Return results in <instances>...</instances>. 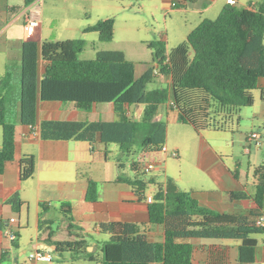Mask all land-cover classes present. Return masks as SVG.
Returning <instances> with one entry per match:
<instances>
[{
  "label": "trees",
  "instance_id": "16d2710c",
  "mask_svg": "<svg viewBox=\"0 0 264 264\" xmlns=\"http://www.w3.org/2000/svg\"><path fill=\"white\" fill-rule=\"evenodd\" d=\"M36 1L25 0V7ZM89 33H97L100 42H111L115 21L106 19L87 26L84 34ZM187 41L193 57L184 70H181L184 56L178 53L169 58L165 41L148 44L153 62L161 66V74L173 78L171 89L154 90H149V85L154 82L155 68L137 78L135 64L127 60L122 51H98L94 59L83 60L80 58L86 48L83 39L45 41L41 48L35 41L26 42L18 75L9 66L0 77L3 136L0 175L16 157L17 119L21 125L37 131L39 97L45 102L74 104L85 111L96 104L113 103L117 115L114 122L44 121L39 127L40 138L44 141L87 142L92 146L98 139L105 145L115 144L123 156L134 157L130 166L136 172L141 171L135 160L139 152L155 151L158 156L160 148L166 145L167 124L158 120L157 114L171 101L183 124L203 132L225 129L224 123L215 118V106L222 111L234 112L251 108L255 105L254 92L257 90L264 100V89L259 88V81L264 78V0L259 6L226 5L215 20L204 19L190 32ZM168 58L170 65H164ZM41 60L45 73L40 80ZM133 106H144L139 121L128 115ZM19 164L21 181L31 180L36 173V157L24 155ZM119 165L123 168L121 160ZM118 182L130 185L140 198H145L148 189L154 187L149 218L151 224L164 227L165 240L163 243L149 242L132 223L100 224L99 232L110 237L103 248V264H193V245L185 242L192 239L240 241V262H255L258 237L264 235V223H258L259 219H264L262 214L243 217L203 208L193 193L180 190L172 179L159 183L143 173L135 178L120 177ZM230 196L233 200L248 197L245 192H232ZM87 201H98V185L92 180L89 181ZM255 202L258 209L263 210L264 164L259 171ZM6 205L20 213L26 203L19 193H15ZM40 207V229L49 232L51 222L43 219L46 207L44 204ZM68 221L70 230L73 219L69 216ZM7 229V223L0 220V242L8 237ZM54 234L49 232L46 243L56 247L58 257L69 252L77 256L89 255L93 260L88 241L80 237L73 241H53ZM12 242L14 247L18 246L16 240ZM0 264H3V258H0Z\"/></svg>",
  "mask_w": 264,
  "mask_h": 264
},
{
  "label": "crops",
  "instance_id": "0c3cea01",
  "mask_svg": "<svg viewBox=\"0 0 264 264\" xmlns=\"http://www.w3.org/2000/svg\"><path fill=\"white\" fill-rule=\"evenodd\" d=\"M198 1L200 0H193L191 4H197ZM39 2L38 0L33 5L25 7V0H0V77L6 73L9 66H12L18 75L22 48L26 42L35 41L41 48L45 41H65L46 36L42 11L41 26L37 34L31 39L27 37L25 29L27 15L33 10L32 6L39 5ZM207 10L208 8H204L201 12ZM149 51L151 61L144 62V65L138 64L125 54L127 60L135 64L137 78L158 65L153 62L152 50ZM167 55L170 58L168 51ZM44 73L45 68L41 60L40 80ZM163 77L161 73L155 75L150 87L158 81V88L171 89L172 76H165L169 79L168 83H165L166 78ZM150 87L149 90L158 89ZM259 88L264 89V78L259 81ZM254 96L255 105L249 109L237 112L222 111L215 106L216 120L225 125V129L220 131L208 129L197 132L191 125L183 124L180 121V113L172 105V101L161 107L157 119L167 124L166 146L169 151L178 153L176 159L179 160L176 162V169L172 170L165 157L163 158L161 154L156 156L163 161L159 168L164 173L163 183L172 179L180 190L193 193L201 207L220 214L264 216V207L263 210H259L255 202L259 171L264 164V100L261 99L260 91L259 96L255 93ZM143 111L144 106H133L129 108L128 115L139 121ZM116 120L113 103L96 104L89 111H85L78 109L74 104L45 102L40 97L37 103L36 135L29 127L21 125L19 118L17 119L16 157L6 165L4 174L0 175V220L7 223L8 233L15 234L14 240L18 246L14 247L13 240L9 237L0 242V258H3V264H28L24 259L28 251L50 253L54 261L58 257L55 254L56 247L46 243L50 231L55 233L51 238L53 241H73L78 237L88 241V251L93 254L97 251L98 238L103 241L110 238L108 235L103 237L104 235L99 232V225L103 223H132L149 242H164L165 229L163 226L151 224L149 205L145 198H140L127 183L118 182L120 177L130 178L123 175L125 164L123 163L121 168L120 159H117V163L111 160V146H116L120 152L119 146L102 144L99 139L94 146L78 141H44L39 134L40 124L44 121ZM171 129L178 131L179 142H170ZM255 132L262 138L260 147L250 141L251 134ZM2 141L0 129V146ZM24 155L36 157L35 176L27 182H22L20 177L19 162ZM90 180L98 185V201L95 203L87 201ZM232 192H245L248 197L233 200L230 196ZM15 193H19L26 203L20 213L6 205V201ZM41 204L46 207L43 219L51 222L49 232L41 230L39 226ZM34 206L36 213L33 218L31 211ZM69 216L73 219V228L70 230ZM89 234H93V238L89 239ZM185 242L193 245V264H250L240 262V241L192 239ZM258 242L255 262L251 264H264V243L261 244L259 238ZM85 257L91 260L89 255Z\"/></svg>",
  "mask_w": 264,
  "mask_h": 264
},
{
  "label": "rangeland",
  "instance_id": "374dc122",
  "mask_svg": "<svg viewBox=\"0 0 264 264\" xmlns=\"http://www.w3.org/2000/svg\"><path fill=\"white\" fill-rule=\"evenodd\" d=\"M193 0H44L39 2V6L45 23V34L52 38L61 40L83 39L86 41V48L81 54L83 60H91L96 57L97 50L113 49L122 51L138 64L151 61L148 45L151 42L165 39L167 51L172 54L181 53L185 58L181 70H184L193 57L192 49L189 46L187 37L204 19L215 20L227 5V0H200L197 4H191ZM236 7L243 8L249 5L259 6L262 0H237ZM174 3V4H172ZM188 6H186V4ZM173 5V6H172ZM204 8L207 11L201 12ZM113 19L115 21V35L111 42L103 43L99 41L97 33L84 34L87 26L95 25L101 20ZM167 36V37H165ZM185 64V65H184ZM182 72V71H181ZM162 77L160 76V79ZM165 83L169 82L167 77H163ZM166 86V85H165ZM150 87V85H149ZM158 81L150 88H158ZM259 96V91L254 92ZM249 109V108H245ZM248 111V110H244ZM14 113L13 120L15 121ZM261 126V125H260ZM1 129V128H0ZM189 129V128H187ZM180 141L178 131L171 129L170 142ZM183 141V140H182ZM111 160L117 163L120 159L124 164L122 173L125 177L135 178L143 174L131 169V161L134 157L123 156L116 146H111ZM140 152L135 156L139 161ZM164 158V157H163ZM165 161L170 169L175 170L176 162L179 161L170 154L165 156ZM158 159V158H157ZM156 157H146L144 161L156 160ZM160 168V167H159ZM153 170L149 177H155L157 182H164V173L160 169ZM142 176V175H141ZM154 187H150L147 194H153ZM148 196V195H146ZM35 206L31 211L34 218ZM58 225H56V228ZM107 237V236H103ZM93 234H89V239ZM261 244L264 243V235L258 237ZM97 251L93 253V260L85 256H77L66 252L61 257H56L52 263L46 264H103L105 243L97 239ZM31 251L25 255L24 259L28 264L33 261L29 259Z\"/></svg>",
  "mask_w": 264,
  "mask_h": 264
},
{
  "label": "built area",
  "instance_id": "2783aa9c",
  "mask_svg": "<svg viewBox=\"0 0 264 264\" xmlns=\"http://www.w3.org/2000/svg\"><path fill=\"white\" fill-rule=\"evenodd\" d=\"M38 1V0H37ZM36 1V2H37ZM44 1V0H39ZM238 4L237 0H227V5L230 6H236ZM33 5V4H32ZM34 7V8H33ZM32 9L29 14L27 15V19H26V24H25V29H26V34L28 38H34L35 35L37 34L40 26H41V9L40 6H32ZM164 65H170V60L168 59ZM161 66L158 64L157 67L154 70V75H158L161 73L160 71ZM172 105H174V103H172ZM38 131H34L33 134L36 135ZM250 141L255 143L256 146H261L262 145V138L260 136L259 133L255 132L251 134L250 137ZM155 151H142L140 152L139 156V168L140 170L144 173V174H150L153 170L158 169L159 167L162 166L163 161L161 159H157L158 157L155 156ZM160 154L165 157L168 156L169 154L174 157L177 158L178 157V153L176 151H169L168 147L166 145H163L160 148ZM156 157V160H147L144 161V159L146 157ZM137 161V160H136ZM146 203L148 205L153 203V194L148 195L145 197ZM13 222V220H12ZM259 224L263 225L264 223V219H259L258 221ZM8 237L11 240L15 239V234L14 233H9ZM29 259L33 262H47L50 263L53 261V256L50 253L44 252V251H36L33 252L30 256Z\"/></svg>",
  "mask_w": 264,
  "mask_h": 264
}]
</instances>
